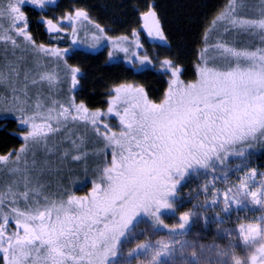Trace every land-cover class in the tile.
<instances>
[{
  "label": "snow or ice",
  "instance_id": "6c2138e0",
  "mask_svg": "<svg viewBox=\"0 0 264 264\" xmlns=\"http://www.w3.org/2000/svg\"><path fill=\"white\" fill-rule=\"evenodd\" d=\"M23 2L9 0L6 11L0 9V17L6 16L12 30L26 42L64 63L68 69L70 95L66 103L53 101V105L59 103L58 108L50 107L46 112L35 115L24 113V101L19 97L14 96L7 104L0 100V110L17 113V118L22 117L21 122L28 126V131L23 134L24 144L17 150L15 159L23 158L31 141L58 133L64 123L71 121L90 127L102 141V145L92 152L101 164L97 165L99 182L94 179L88 194L74 195L69 189L66 199L59 204L53 203L47 209L26 212L15 208L12 209L13 216L0 217V257L3 264H24L27 249L40 241L48 246L49 264H65L68 259L75 260L64 251L71 243L78 245L84 255H90L89 249L94 251L95 259L90 264H104L108 248L103 252L95 249L108 233H112L115 241L138 211L142 208L148 210L146 200H154L159 207L169 206L156 196L158 190H166L170 169L182 171L191 162H199L197 157L213 153L216 145L222 146L264 128V48L237 47L234 42L219 38L209 44L210 34L221 24L224 25L223 32L229 28L240 32L252 30L253 34L264 31V16H240L236 0H229L211 22V28L204 33V46L195 65L194 80L187 82L182 79V66L165 57L159 60V69L168 73L167 87L159 102L150 98L144 85L122 82L109 89L106 110H93L71 95L79 84L81 69L65 59L68 49L35 44L27 31V14L20 7ZM29 2L40 6L44 0ZM138 11V26H130V35H110L83 8L66 11L59 20L44 19L50 34H64L53 39L66 38L73 44L81 42L93 48L106 40L108 58L123 53L126 60L130 59L127 45L131 42L135 46L133 55L137 61L152 63L147 54H142L141 33L165 43H168V37L154 0H145ZM63 22L70 23L71 29L61 28ZM18 24L22 26L17 27ZM85 24L92 30L86 31L82 38L80 28ZM218 56L235 61V64L221 67L213 63ZM241 61L245 63L241 64ZM41 79L51 86L58 83L55 73H43ZM110 115L117 117L118 128H113L104 119ZM53 122L57 127H53ZM68 138L71 139L70 136ZM78 139L81 140L79 144L72 140L73 149L78 150L82 146L83 139ZM11 155H0V163L10 162ZM68 155L69 150L65 149L64 156ZM88 155L87 151H73L70 159L73 162L85 161L87 170ZM251 171L255 173V169ZM22 195L27 198V193ZM251 195L255 198L257 193L252 192ZM3 199L4 194L0 193V202ZM109 214L119 219L94 230V226L101 223V218ZM9 219L16 226L13 236L6 232ZM182 219L186 220L187 214ZM250 227L255 228L254 225Z\"/></svg>",
  "mask_w": 264,
  "mask_h": 264
},
{
  "label": "rangeland",
  "instance_id": "374dc122",
  "mask_svg": "<svg viewBox=\"0 0 264 264\" xmlns=\"http://www.w3.org/2000/svg\"><path fill=\"white\" fill-rule=\"evenodd\" d=\"M54 1L44 0L42 5L36 6L24 0L20 7L22 9L28 4L40 9ZM8 2L0 0V9L6 11ZM236 3L240 16H264V0H236ZM223 27L219 25L210 34L209 44L219 38L234 42L237 47L264 48V31L253 34L252 30L240 32L229 28L223 32ZM81 29L80 34L84 32ZM79 44L87 53L101 45L108 48L106 40L94 48L85 43ZM127 46L129 60L125 59V54L118 53L109 61L120 59L131 65L130 62L136 60L133 55L135 46L131 42ZM68 55L66 52L65 59ZM213 63L230 67L235 61L218 56ZM244 63L241 61V64ZM143 65L149 64L141 63ZM140 70L142 68H136V71ZM46 72L57 75L55 86L41 79ZM77 87L72 90V96ZM68 89V69L64 63L26 42L12 30L6 16L0 17V100L7 104L14 96L19 97L24 101V113L35 115L46 112L50 107L58 108L59 103L53 105L54 100L66 103L70 95ZM0 119L17 122L23 130L19 137L24 144L23 134L28 131V126L21 122L22 117L18 119L17 113L0 110ZM104 119L113 128L119 127L115 115ZM53 127H57L55 122ZM78 138L83 139V143L76 150L72 140L79 144L81 140ZM101 145L102 141L90 127L68 121L58 133L31 141L21 160L15 159L17 151L12 153L10 162L0 163V193L4 194L0 202V217L13 216L12 209L15 208L26 212L47 209L53 203L59 204L66 199L69 189L74 195L88 194L94 179L99 182L100 169L97 165L101 161L92 152ZM65 149L69 150L68 156H64ZM73 151L89 152L87 170L85 161H71ZM197 160L199 162H191L182 171L169 170L166 190H158L156 196L169 206L159 207L154 200H146L148 210L142 208L138 211L115 241L112 240V233L107 234L95 249L103 252L108 248L104 264H264V128L222 146L218 144L213 153L197 157ZM87 182L91 184L87 192H75L79 188L84 190ZM59 190L62 191L60 195L53 194ZM252 192L257 193L255 198ZM23 193H27V198ZM184 214H187L186 220L191 225L182 223ZM54 217L53 212V222ZM114 219L119 217L111 214L102 217L94 230ZM194 223L198 227L194 228ZM14 225L9 219L7 228L16 229ZM253 225L254 229L250 227ZM64 251L68 256L75 257V260H66L65 264H90L95 259L92 249H89L90 255H84L78 245L71 243ZM27 253L24 264H49L48 246L40 241L29 247ZM0 264H3L1 260Z\"/></svg>",
  "mask_w": 264,
  "mask_h": 264
},
{
  "label": "trees",
  "instance_id": "16d2710c",
  "mask_svg": "<svg viewBox=\"0 0 264 264\" xmlns=\"http://www.w3.org/2000/svg\"><path fill=\"white\" fill-rule=\"evenodd\" d=\"M161 17L168 43L153 40L141 33L143 44L142 54H147L152 63L141 66L136 60L127 65L118 59L110 62L107 56V47L99 46L93 52H85L81 45L68 41L70 56L67 61L78 65L81 69L74 96L77 102H84L89 109L107 108L109 89L117 83L129 82L144 85L152 100L159 102L167 87L168 73L159 69V60L165 57L173 59L183 68L182 79L191 82L195 79V65L199 60V53L204 46V33L211 28V22L218 15L229 0H154ZM80 3V4H79ZM82 7L88 12L91 19L106 28L110 35H130V26H138L136 21L139 8L145 0H61L56 15L62 17L66 11L74 7ZM22 10L27 14L29 32L35 44L50 45V36L45 31L46 12H39L34 7L25 5ZM82 34L92 30L90 25L81 27ZM91 34V33H89ZM76 46V47H74ZM64 48V46L62 47ZM136 68H142L136 71ZM23 130L14 120L0 119V155L15 153L23 144L19 135ZM1 179V175H0ZM87 188L90 185L86 183ZM2 182L0 180V189ZM76 193H83L81 188ZM62 193L59 190L56 196Z\"/></svg>",
  "mask_w": 264,
  "mask_h": 264
},
{
  "label": "flooded vegetation",
  "instance_id": "af4514ba",
  "mask_svg": "<svg viewBox=\"0 0 264 264\" xmlns=\"http://www.w3.org/2000/svg\"><path fill=\"white\" fill-rule=\"evenodd\" d=\"M60 1L61 0H55L52 4H46L45 5V7L44 8H40V9H38V8H36V7H34L36 10H38L39 12H46L47 14H48V17L47 18H52V19H56V20H59L61 17L60 16H58V14L56 15V13H55V9L56 8H58V4L60 3ZM72 1H81V0H72ZM80 4V3H79ZM28 5V4H27ZM25 6V5H24ZM30 6V5H29ZM33 7V6H32ZM76 7H74L72 10H70V11H73L74 9H75ZM79 8H83L82 7V4L80 5V7ZM84 9V8H83ZM60 27L61 28H65V29H71V27H72V25L70 24V23H68V22H63V23H61L60 24ZM29 30V26H28V23H27V31ZM45 31H46V33H47V35H49L50 36V41H49V43H50V46H56V47H60V48H62L63 46H64V48H66V49H68V51H67V53H69V55L68 56H70V50H69V48H67L69 45H68V39H59V40H56V39H53V37H59V36H61V35H64L63 33H52V34H50L49 32H48V29H47V26L45 25ZM29 32V31H28ZM30 33V32H29ZM81 36H83V34L81 33L80 34ZM84 37V36H83ZM79 43V42H78ZM67 56V57H68ZM67 57H66V59H67ZM0 175H1V173H0ZM91 185V184H90ZM90 185H88V187H90ZM86 190V192L89 190V188H87V185H86V187H85V189H84V191ZM194 222H195V220H194ZM182 223H184L185 225H188V223H189V225H191L190 224V222L188 221V220H183V222ZM197 223V222H196ZM195 227H198V225L196 226V224L194 223V228ZM14 228H16V226L14 225ZM9 228H7L6 229V232L8 233V235L9 236H13L14 235V233H15V230L16 229H9ZM5 243H7V241H5ZM33 245H31L30 247H32ZM0 260L2 261V257H0ZM3 262V261H2Z\"/></svg>",
  "mask_w": 264,
  "mask_h": 264
}]
</instances>
